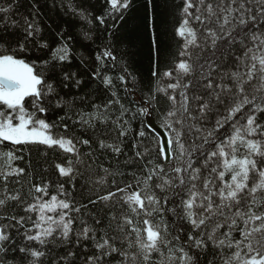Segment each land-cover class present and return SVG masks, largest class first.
I'll list each match as a JSON object with an SVG mask.
<instances>
[{
  "label": "snow or ice",
  "instance_id": "obj_1",
  "mask_svg": "<svg viewBox=\"0 0 264 264\" xmlns=\"http://www.w3.org/2000/svg\"><path fill=\"white\" fill-rule=\"evenodd\" d=\"M0 264H264V0H0Z\"/></svg>",
  "mask_w": 264,
  "mask_h": 264
}]
</instances>
